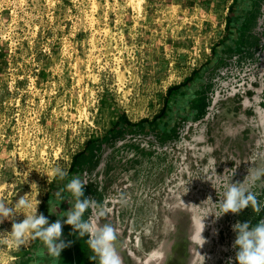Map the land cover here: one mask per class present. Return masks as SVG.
Returning <instances> with one entry per match:
<instances>
[{"label": "rangeland", "instance_id": "rangeland-1", "mask_svg": "<svg viewBox=\"0 0 264 264\" xmlns=\"http://www.w3.org/2000/svg\"><path fill=\"white\" fill-rule=\"evenodd\" d=\"M1 3L0 200L37 199L54 223L79 176L98 205L84 218L119 230L123 264H237L233 225L264 209L218 218L219 201L264 168V0ZM244 186L264 201V180ZM70 233L59 258L36 239L0 245V264H95Z\"/></svg>", "mask_w": 264, "mask_h": 264}, {"label": "clouds", "instance_id": "clouds-1", "mask_svg": "<svg viewBox=\"0 0 264 264\" xmlns=\"http://www.w3.org/2000/svg\"><path fill=\"white\" fill-rule=\"evenodd\" d=\"M52 180L65 181L68 178V172L59 167H50L45 174ZM255 183L264 180V168H254L248 172L244 181L230 183L223 193V199L219 201L221 215L226 213L239 214L245 208L250 207L254 214L259 215L264 209V201L258 198V194L244 185L247 181ZM85 182L79 176H72L70 180L55 193L58 205L65 200L64 193L70 194L71 208L59 215L61 218L54 223H49L47 217L42 213L38 214V205L40 201L30 200L27 197H20L14 207L7 206L3 200H0V223L5 220L12 221L11 231L7 232L6 237H0V245L8 248L19 249L31 240L38 239L42 242L48 252L59 258L61 251L68 247L71 242H65L62 237V222L70 225L73 233L78 238L87 237V244L92 252L89 259L95 264H123L119 252L120 232L111 223L100 224L91 218L85 219L84 214L91 208L97 207V201L91 197H85ZM209 199H211L209 197ZM49 213L55 214L51 210L52 198L49 200ZM18 214H23L24 219L21 222H15L14 218ZM104 216V212L99 213ZM66 217V219L62 218ZM233 231L236 238L233 248L237 249L235 260L237 264H264V219L260 220L255 226L250 222H237L233 225ZM202 233V232H201ZM201 238L203 239L202 235ZM204 240V239H203ZM205 243V240H204ZM228 264H232L231 259Z\"/></svg>", "mask_w": 264, "mask_h": 264}, {"label": "crops", "instance_id": "crops-1", "mask_svg": "<svg viewBox=\"0 0 264 264\" xmlns=\"http://www.w3.org/2000/svg\"><path fill=\"white\" fill-rule=\"evenodd\" d=\"M168 1L172 3L177 2L179 4L181 3V4H187V5L191 4V2L192 3L195 2L196 4H199L205 9L206 7L207 8L212 7L218 10L220 7L225 6V3L227 4L229 3V5H231V3H233L234 0H231V1L230 0L229 1L227 0H168ZM207 16H208V13H206V17ZM2 51H3V48L2 49L0 48V58L3 55Z\"/></svg>", "mask_w": 264, "mask_h": 264}, {"label": "built area", "instance_id": "built-area-1", "mask_svg": "<svg viewBox=\"0 0 264 264\" xmlns=\"http://www.w3.org/2000/svg\"><path fill=\"white\" fill-rule=\"evenodd\" d=\"M2 3H1V0H0V21H1V13H2Z\"/></svg>", "mask_w": 264, "mask_h": 264}, {"label": "trees", "instance_id": "trees-1", "mask_svg": "<svg viewBox=\"0 0 264 264\" xmlns=\"http://www.w3.org/2000/svg\"><path fill=\"white\" fill-rule=\"evenodd\" d=\"M188 81V80H187ZM174 88L170 89L169 93H171L173 91Z\"/></svg>", "mask_w": 264, "mask_h": 264}]
</instances>
